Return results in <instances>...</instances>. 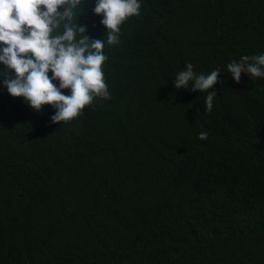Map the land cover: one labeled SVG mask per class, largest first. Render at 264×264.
<instances>
[{"label": "trees", "instance_id": "obj_1", "mask_svg": "<svg viewBox=\"0 0 264 264\" xmlns=\"http://www.w3.org/2000/svg\"><path fill=\"white\" fill-rule=\"evenodd\" d=\"M95 2L111 99L53 124L0 77V264H264V77L227 72L264 54V0H139L115 45ZM189 62L221 70L210 113Z\"/></svg>", "mask_w": 264, "mask_h": 264}, {"label": "clouds", "instance_id": "obj_2", "mask_svg": "<svg viewBox=\"0 0 264 264\" xmlns=\"http://www.w3.org/2000/svg\"><path fill=\"white\" fill-rule=\"evenodd\" d=\"M85 0H0V71L8 94L22 97L34 111L45 105L56 111L50 122L71 121L83 114L94 98L111 99L102 65L105 41L92 39L87 26L78 24V10ZM139 0H96L93 13L102 15L100 23L107 29V44L119 43L120 25L132 16H139ZM84 12V11H83ZM82 14V13H81ZM51 72V76H49ZM236 83L241 74L251 79L264 77V54L242 56L227 65ZM221 70L197 74L191 62L174 78L176 89L204 92L206 112L213 109L217 93L212 90ZM54 81H58L54 83ZM190 85V86H189ZM69 89L70 94H65ZM200 132L199 139H207ZM260 155L257 152L251 158Z\"/></svg>", "mask_w": 264, "mask_h": 264}]
</instances>
